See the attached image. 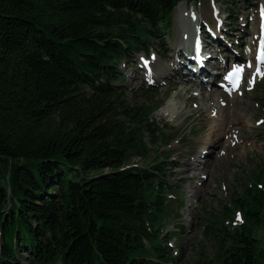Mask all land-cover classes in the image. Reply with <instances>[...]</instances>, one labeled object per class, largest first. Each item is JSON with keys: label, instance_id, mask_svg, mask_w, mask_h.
<instances>
[{"label": "trees", "instance_id": "trees-1", "mask_svg": "<svg viewBox=\"0 0 264 264\" xmlns=\"http://www.w3.org/2000/svg\"><path fill=\"white\" fill-rule=\"evenodd\" d=\"M179 1L0 0L1 264L180 258L159 228L168 164L144 140L164 135L142 95L155 88L121 84L123 61L164 35ZM248 179L221 217L199 216L213 250L193 264H264V164Z\"/></svg>", "mask_w": 264, "mask_h": 264}, {"label": "rangeland", "instance_id": "rangeland-1", "mask_svg": "<svg viewBox=\"0 0 264 264\" xmlns=\"http://www.w3.org/2000/svg\"><path fill=\"white\" fill-rule=\"evenodd\" d=\"M248 1L251 5L247 4ZM257 1L215 0L213 2L212 0H181L180 9L176 7L178 6L177 4L172 12V22L169 28L162 33L164 35L150 40L149 51L155 50L158 53L157 57L160 63L165 65L169 63L174 49L183 43H176V39L181 38L183 34L182 26H188L189 20L193 24L195 23L194 26L186 27V30L194 31L188 32L189 34L187 35L192 40L196 36H194V33H197L195 29H199L200 32L205 30L203 27L204 22H209L213 25V20H220V18L216 17V14L213 16L214 10H210V7L217 5L219 6L218 15L225 22L228 21V24H232L234 17L227 18V14L224 11L226 7H231L237 16L235 20L237 39L236 36H233L234 34L231 36L229 31L225 33V36L231 42H236L237 47L241 45L237 48L242 50L239 56L246 57L252 44L250 40L249 45L248 40L251 37L254 40L252 35L254 33L253 27L256 23H253V17L255 16V4ZM179 13L184 15V19L181 22L180 19L177 20ZM195 16L197 17L195 18ZM219 22L221 25L222 21ZM228 27L225 26L223 31L229 29ZM208 33L207 31L205 34ZM209 35H212V32ZM225 36L224 39H226ZM244 38L247 39L245 44H243ZM206 39L214 41L210 37ZM202 41L205 40L202 39ZM173 42L176 45H173ZM224 42H221V47H223ZM230 48L233 49L234 46ZM124 63L126 61L122 63L123 74L126 75L121 84L125 87L139 90L141 82L144 81V75L139 70L130 71L129 67ZM153 77L155 76L151 78ZM188 81L192 82L193 80ZM153 86L155 90L152 93H143L142 90L137 92L143 93L144 99L150 100L148 105L153 108L151 117L164 132V135L156 137L157 144L144 134V140L147 141V145L151 148L149 154L152 157L156 155L158 157L157 161L164 160L168 164L166 175L173 184L172 188L165 193L168 198V206L165 210L166 217L162 218L159 228L162 233L168 232L167 235L170 237L169 241L173 247V253L176 251L174 254L180 257L171 264H193L197 251L203 250L205 253L211 254L213 250V239L205 234L206 222L199 219L201 213L203 214L205 210H212L215 215L221 217V207L229 205L232 196L241 193L244 184L250 180L248 178L251 175V170L256 165L264 164V122L255 124L257 119L264 120V78L257 83L255 89L244 87L241 93L231 97L232 117H235L234 119L238 124L241 120H245L244 126L241 131L231 133L224 147L214 145L208 140L206 146L200 149L203 155L198 156L195 161L191 162L194 165L199 162L204 163L202 166L205 167V172H197L194 168L191 169L188 167V163L191 160L189 158L194 156V147L197 142L200 145V142L207 137L210 113L212 112V115L216 116L215 106H213V109L211 108L212 110L210 109L215 104V100L211 99L212 96L209 94L210 90L205 86H202V88L198 85L185 91L180 82H178V74L165 78V80L155 83ZM191 96L192 98H190ZM141 98L143 99V97ZM206 103L208 104L206 105ZM209 109L211 112H209ZM161 112L164 115H160ZM166 113L167 116L171 117V120L166 118ZM163 137H171V140L163 143ZM152 157L147 159L137 157L134 160L139 162L138 164L141 167H146L152 164ZM204 159L209 161L204 162ZM138 160L143 161V163ZM198 173L202 175L205 173V178H198ZM196 179H200V183H193ZM190 184H195L198 188L196 197L195 195L191 197L187 192ZM175 212L177 215L174 214ZM238 214L240 215L239 211L234 210V223H238V220H240L237 219ZM178 221L185 226L184 230H178L175 227V223ZM224 222L227 223V219ZM18 261L23 264L26 262L24 258H19Z\"/></svg>", "mask_w": 264, "mask_h": 264}, {"label": "bare ground", "instance_id": "bare-ground-1", "mask_svg": "<svg viewBox=\"0 0 264 264\" xmlns=\"http://www.w3.org/2000/svg\"><path fill=\"white\" fill-rule=\"evenodd\" d=\"M180 2V1H179ZM178 2V6H176L177 8L180 9V5H181V2L179 3ZM258 2H262V5H264V0H258ZM213 12V11H212ZM215 14H213L214 16ZM213 16L211 17L212 20H213ZM177 18L180 19V22L183 21L184 19V15L182 13H179L177 15ZM213 27H210L209 29H216L215 26L217 25V21L218 19L216 20H213ZM221 21V20H219ZM217 22V23H216ZM216 23V24H215ZM195 23L193 24L191 22V20L188 21V26H194ZM210 25V24H209ZM188 26H182V33H186L187 35L189 34L188 32H194L192 30H186V27ZM258 26H257V22L255 24V26L253 27V31H254V35H253V38L257 35H258ZM196 32V31H195ZM212 32V31H211ZM216 32V31H215ZM181 33V34H182ZM195 34V33H194ZM191 39V37H190ZM214 41H215V38H213ZM189 40V36H188V39L186 40L188 42ZM184 40L182 39V36L181 38L179 39H176V43L177 44H180V42H183ZM210 41V40H209ZM207 39H205V43H208L209 42ZM251 46H250V50L248 53H251V52H254V40L251 39ZM211 49V47H210ZM188 59H186L187 61ZM216 60V59H215ZM153 63V68L149 74V77L151 78L152 76H159L162 72L168 70V68H164L166 67V65L164 63H160L159 60H158V57L156 56V58L152 61ZM162 68H164L162 70ZM178 74V82H180L182 88L185 90V91H188L190 89H192L193 87H196L198 86V84H196L195 82H190L188 81V76L187 75H183L182 72L178 71L177 72ZM205 85V84H204ZM200 87H202L203 85L202 84H199ZM203 88V87H202ZM182 90V89H181ZM202 91V90H201ZM209 94L212 96L211 99H214L215 100V104L212 105L210 107V109L212 108L213 109V106H215V112H216V116H213V115H209L208 117V123H209V131L207 133V137L205 139H203L201 142H200V146L201 147H205L206 146V142L208 140H210L214 145H217L219 147H224V145L227 143V140L229 139L230 135L232 132L234 131H241V129L243 128L244 126V123H245V120H241V122L238 124L236 121H235V117H232L233 116V112H232V104H231V95H227L225 93L224 90H219V89H211ZM195 97V96H194ZM192 98V96L190 97ZM194 99V98H193ZM191 100V99H190ZM211 102V101H210ZM214 102V101H213ZM209 103V102H208ZM206 103V105L208 104ZM213 104V103H211ZM209 109V112H211V110ZM208 110V108H207ZM164 115L163 112L160 113V115ZM167 116V113L166 115ZM235 116V115H234ZM168 120H171V117L168 115L166 117ZM205 158V156H204ZM205 161H209L208 159H204V162ZM198 162V160H197ZM193 163V162H192ZM189 166L191 169L194 168L195 171H199V172H205V167L202 166L204 163L202 162H199L197 163L196 165L194 164H191L188 163ZM188 188V187H187ZM188 192L189 195L192 197L194 195H196L198 193V188L196 187L195 184H190L189 185V189H188Z\"/></svg>", "mask_w": 264, "mask_h": 264}, {"label": "snow or ice", "instance_id": "snow-or-ice-1", "mask_svg": "<svg viewBox=\"0 0 264 264\" xmlns=\"http://www.w3.org/2000/svg\"><path fill=\"white\" fill-rule=\"evenodd\" d=\"M260 67V65H259V63L257 64V68H259ZM237 219H239V214L237 215Z\"/></svg>", "mask_w": 264, "mask_h": 264}]
</instances>
